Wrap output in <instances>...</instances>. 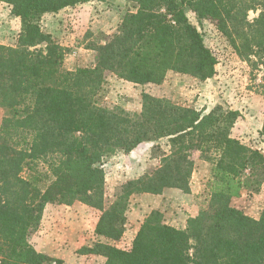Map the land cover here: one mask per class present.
I'll return each instance as SVG.
<instances>
[{
  "label": "trees",
  "instance_id": "obj_1",
  "mask_svg": "<svg viewBox=\"0 0 264 264\" xmlns=\"http://www.w3.org/2000/svg\"><path fill=\"white\" fill-rule=\"evenodd\" d=\"M91 1L107 2L0 0L21 23L16 45H0V107L6 112L0 264H61L30 239L48 204L75 202L102 213L95 228L100 241L79 254L103 257L104 264H264V208L254 219L232 204L247 191L258 194L264 183V155L232 136L238 111L203 114L147 94L138 113L100 102L107 74L136 85H161L170 72L199 81L215 77L218 59L205 44V21L238 50L241 38L251 54L264 57V10L254 23L247 21L264 0H127L117 33L96 48L95 66L67 71L64 49L43 30L42 19ZM162 140L171 151L165 165L128 181L107 206L106 161ZM196 152L212 169L206 201L187 227L172 226L153 210L130 249L108 243L122 239L132 196L171 188L191 194L190 155Z\"/></svg>",
  "mask_w": 264,
  "mask_h": 264
},
{
  "label": "rangeland",
  "instance_id": "obj_2",
  "mask_svg": "<svg viewBox=\"0 0 264 264\" xmlns=\"http://www.w3.org/2000/svg\"><path fill=\"white\" fill-rule=\"evenodd\" d=\"M102 3L104 7L98 10L101 15L105 13V9L117 10L112 4ZM121 5L123 4L118 3V6ZM127 7V4L122 6L119 10L120 16L111 15L114 25L109 33L102 30L103 28L88 29L83 25L78 28L77 24L70 20L63 22V38L57 40L64 49L63 68L67 71H76L79 68L94 67L96 48L106 44V40L117 33ZM263 10L264 7L257 5L248 13L247 21L254 23ZM104 16L105 14L102 18ZM20 30V20L11 14V7L0 2V45L15 46ZM202 32L206 46L218 59L215 77L199 81L190 75L170 72L161 85H136L107 74L100 102L109 108L119 106L128 112L138 113L142 110L143 96L147 94L168 100L177 106L194 108L203 114H208L216 108L238 111L241 116L233 128L232 136L264 155V136L261 135L264 125V57L251 54L247 47L241 45L243 41L241 38L236 41L237 45H240L238 50L212 22L205 21ZM5 115V110L0 107V128ZM170 156L167 140H162L143 144L128 155L120 154L107 160L104 164L107 206H110L128 181L153 173L164 166V159ZM190 157L194 161L190 186L196 189L192 204L200 211L206 201L207 183L212 168L201 159L199 152L193 153ZM244 195L245 198L234 201L233 206L244 213L249 211L256 216L261 214L264 208V183L258 194L247 191ZM138 196L140 195H134L129 200L122 239L108 243L120 249H130L138 229L149 216L148 210L154 207L163 213L167 223L177 228L187 227V217L190 214L189 194L179 189H165L163 194L159 195L158 203L150 202L149 208L145 209H141L136 199ZM101 215L99 210L80 202H75L71 206L48 204L40 230L31 237L30 242L35 249L42 250L49 256L63 258H54L60 260L61 264H104L106 260L103 257L79 254L83 247L94 246L100 241L94 229ZM257 217L260 218L259 215ZM101 241L107 243L106 240Z\"/></svg>",
  "mask_w": 264,
  "mask_h": 264
},
{
  "label": "crops",
  "instance_id": "obj_3",
  "mask_svg": "<svg viewBox=\"0 0 264 264\" xmlns=\"http://www.w3.org/2000/svg\"><path fill=\"white\" fill-rule=\"evenodd\" d=\"M107 3L112 4L113 7H117V10H114L115 8L114 9H105V13H103L101 15V14H99L98 10H101V8L104 7V3L100 2V1H91L89 3H86V4L81 5V6H77L75 8L64 9L61 12L56 13V14H47V15H45L43 17V20H42L43 29H44L45 32H47V34H50L51 36H53V38H55L56 41L57 40H61L63 38V34H62L63 22H67L69 20L71 22L76 23L77 24L76 27H78V28L81 25L85 26V28H88V29L94 28V27L103 28L102 30L108 31V33H109V30L114 25V21H113L114 19L111 18V15L114 16L115 14H117V15L120 16L121 13H120L119 10L122 8V6L126 5L128 2H127V0H107ZM118 3L123 4V5L118 6ZM104 14H105V16H104V18H102V16ZM107 17H108L109 20H107ZM166 192H172V191H166ZM191 192H193V194H189V213L190 214L187 217V219H189L190 217H196L198 215V213H199V208H197L196 205L193 206V204H192L193 203L192 201L195 198L194 193L196 192V189L192 185H191ZM244 194H246V192L242 194L241 198L234 199L233 202L236 201V200L245 198ZM163 196H165V195H163ZM158 197H160V196L144 194V195L138 196L136 199L140 203L141 209H145V208H149L148 204L150 202H154V203L157 204L158 201H159ZM153 210H157L156 207L149 209L148 210L149 214ZM245 214L250 216V217H252V218H254V219H258L257 216L259 215V217H260V215H261L259 213L256 216L255 214H253V212L251 213L249 211H246ZM96 225L97 224H95V228H96ZM172 226H174V225H172ZM37 251L48 255L46 252H44L42 250H37ZM53 256H55V255H53ZM50 257H52V256L50 255ZM52 258L63 259V258L57 257V256L56 257H52Z\"/></svg>",
  "mask_w": 264,
  "mask_h": 264
}]
</instances>
